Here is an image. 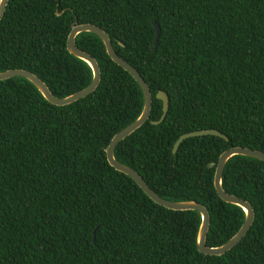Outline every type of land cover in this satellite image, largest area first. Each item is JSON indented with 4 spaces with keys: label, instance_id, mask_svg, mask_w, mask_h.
Returning a JSON list of instances; mask_svg holds the SVG:
<instances>
[{
    "label": "trees",
    "instance_id": "16d2710c",
    "mask_svg": "<svg viewBox=\"0 0 264 264\" xmlns=\"http://www.w3.org/2000/svg\"><path fill=\"white\" fill-rule=\"evenodd\" d=\"M76 22L105 29L153 92L150 119L116 157L162 197L204 204L208 245L226 243L245 212L218 194L216 164L234 146L264 151V0H10L0 71L34 72L58 97L86 88L92 69L68 50ZM76 44L102 70L85 98L56 105L25 78L0 81V264H264V161H228L224 188L250 201L256 219L226 254L200 252L198 211L157 204L108 161L113 137L142 113L140 85L96 34ZM161 90L170 107L154 124ZM202 129L229 140L191 137L174 153L182 134Z\"/></svg>",
    "mask_w": 264,
    "mask_h": 264
},
{
    "label": "water",
    "instance_id": "95a60500",
    "mask_svg": "<svg viewBox=\"0 0 264 264\" xmlns=\"http://www.w3.org/2000/svg\"><path fill=\"white\" fill-rule=\"evenodd\" d=\"M10 0H0V22L5 16L8 4ZM156 27V39L154 41V48L157 44V40L160 36L161 30L160 26L155 23ZM83 32H91L99 36L106 46V50L109 56L115 61L118 65L122 66L125 70H127L133 77L136 79L138 84L140 85L143 95H144V107L140 116L130 123L128 126L119 131L112 139L109 144L106 152L109 163L117 170L129 175L141 188L142 190L157 204L162 205L168 209L172 210H196L200 213L201 216V224L198 230L197 235V245L200 252L207 255H224L232 248H234L242 239L248 234L249 230L252 228L255 219H256V211L251 204L250 201L244 200L237 195L229 193L223 184V176L225 172L226 165L228 161L236 155L247 156L251 158H256L264 161V151L244 147V146H234L227 150H225L219 157L218 163L216 164V172H215V187L218 191L220 197L228 203L234 204L236 206L241 207L245 212V221L239 231L230 238L226 243L220 246H209L207 243L208 233L211 226V214L208 208L199 201L196 200H170L162 197L158 194L145 180V178L132 166L121 162L116 157V149L117 146L122 142L125 138L133 134L136 130L141 128L151 117V112L153 108V92L148 82L144 78V76L140 73V71L133 66L126 59L121 57L114 47V44L110 38V35L103 29L101 26L93 23H83L78 24L77 22L73 25L72 30L68 36V50L71 54L76 56L77 58L85 61L89 64L93 72V79L90 85L86 88L68 95L66 97H58L53 94L48 84L42 80L37 74L22 68H12L7 69L5 71H0V81L12 78V77H22L30 82H32L37 89L41 92V94L48 100L49 102L56 105H68L73 102H76L82 98L87 97L88 95L95 92L102 80V70L98 60L92 56L90 53L82 50L76 44V38L79 34ZM157 98L163 101V114L158 121H153L154 124H158L162 122L170 107V98L168 94L161 90L157 94ZM204 135H215L225 138L229 140L228 136L223 132L217 129H202V130H194L191 132H187L182 134L175 143L174 153L177 152L181 143L187 138L196 137V136H204Z\"/></svg>",
    "mask_w": 264,
    "mask_h": 264
}]
</instances>
